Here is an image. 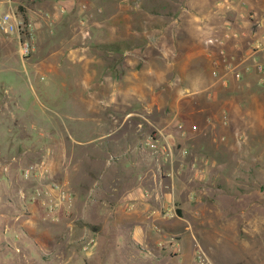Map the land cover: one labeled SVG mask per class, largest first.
Masks as SVG:
<instances>
[{
  "label": "rangeland",
  "instance_id": "374dc122",
  "mask_svg": "<svg viewBox=\"0 0 264 264\" xmlns=\"http://www.w3.org/2000/svg\"><path fill=\"white\" fill-rule=\"evenodd\" d=\"M17 1L14 12L29 25L24 17L26 2ZM94 1L95 6L88 5ZM78 5L80 12L74 9L73 14L72 9L66 18L54 19L47 27L44 22L40 25V41H46L48 47L59 52L50 57L39 56L59 63V67L63 65L57 70L63 72L67 63L80 68L76 64L82 63L90 76L99 73L104 78L120 79L124 84L116 88L120 90V111H124L132 93L141 97L149 93L144 84L148 80L142 74L136 85L121 80L128 72L149 67L158 74L174 75L177 66L172 67V63L178 61L183 68V88H190L184 94L191 92V84L207 79L209 69L211 78L220 83L217 89L221 100L214 105L215 109L223 100L234 99L235 110L230 116L223 113L206 118L207 127L200 132L195 128L189 135L182 123L176 124L180 135L188 137H177V148L182 147L183 141L191 147L181 153L191 160L193 193L185 208L175 206L165 214L179 220L175 229L181 232H167L165 242L160 239L148 247L121 240L120 235L128 232L122 229L98 231L95 217L84 227L85 223L66 205L70 199L54 206L59 188L55 195L48 181L51 176L44 167L46 147L50 144L46 133L34 135L40 148L27 163L20 161L27 156L22 154L21 143L8 142L6 138L0 143V264H180L177 256L186 249L192 253L193 264H264V52L253 51L255 41L264 33V0H79ZM28 27L34 42L35 32ZM215 39H223V43ZM77 47H85V52L77 54ZM196 50L208 55L202 52L193 55ZM18 57L21 60L29 55L23 57L18 53ZM225 62L232 63L230 70ZM194 65L201 66L202 77L198 78L199 71ZM221 65L229 73V80L220 71ZM238 71L240 76L236 77ZM10 76L18 79L22 94L27 93L19 78L22 75ZM147 84L162 96L163 100L158 102L170 109L180 86L166 89L159 78ZM47 88L57 95L54 106L62 109L64 92L53 81L51 86L45 81L35 85L39 107L48 104L42 93ZM87 88L92 94L100 93L101 89L109 94L115 89L111 85ZM9 105L0 103V116L11 111ZM130 108L141 112V116L147 111L139 104ZM41 109L45 115L52 113ZM44 117L42 122L46 124L50 120ZM146 129L141 137L143 147L149 133H157L162 141L157 128ZM35 164L42 165L43 174L25 177L24 169ZM38 190L47 193L37 196ZM33 206L46 211L44 219L56 223V230L42 217L32 214ZM68 222L76 226L69 229ZM39 233L42 236L38 237ZM181 236L189 237L192 245H177ZM91 239L93 242L88 244Z\"/></svg>",
  "mask_w": 264,
  "mask_h": 264
},
{
  "label": "crops",
  "instance_id": "0c3cea01",
  "mask_svg": "<svg viewBox=\"0 0 264 264\" xmlns=\"http://www.w3.org/2000/svg\"><path fill=\"white\" fill-rule=\"evenodd\" d=\"M18 2L0 0V11H14ZM25 2L24 17L28 19L29 26L35 32L34 50L31 55L20 60L16 36L0 31V103L4 102L6 106L10 104L11 107L10 113H3L4 116H0V119L2 118L0 143L7 140L16 144L21 143L22 154L27 156L20 161L27 163L28 160H33V156L40 148L39 144L36 145L38 139L36 140L34 135L46 133L47 143H50L46 147L44 165L51 176L48 181L68 192L70 200L66 205L75 217L85 223L84 227L86 222L95 217L98 221V231L103 228L128 231L120 235L121 240L145 247L157 244L160 239L165 242L167 232L174 234L181 232L175 229L179 220L167 218L164 214V211H170L175 206L185 208L193 193L191 186L193 177L189 176L191 160L181 153L182 150L185 152L191 147L183 141L182 147L177 148V137L180 139L188 137L180 135L176 124L182 123L188 135L195 128L200 132L207 127L204 123L206 118L219 117L223 113L232 115L235 100L225 99L223 104L215 109L214 105L220 99L217 89L220 83L211 78L209 69L207 79L195 85L191 84V92L184 94L183 91L190 88H183L185 86L182 64L179 65L178 61H175L172 67L174 64L177 66V73L175 70L174 75L158 74L152 68L145 67L143 71H130L121 79L127 80V83L130 80L129 85H136L142 74L152 83L159 78L161 86L165 88L180 86L176 89L177 92L175 91L170 109L158 102L163 100L162 96H158L155 87L145 81L149 93L144 94V97L132 93L127 110L120 111V90L119 87L116 88L124 84L120 79L104 78L99 73L94 77L90 76L87 68L82 67V63L76 64L80 65V68H73L72 64L67 63L61 72L57 69H62V64L59 67V63L49 62V59L39 56L44 54L50 57L59 52L56 48L48 47L46 41H40L41 22L47 27L52 20L71 15L72 9L73 14L80 12L79 0H25ZM96 4L94 1L88 5ZM74 9H77L76 12ZM84 49L85 47H77L76 53L82 54L85 52ZM201 52L203 53L202 50H196L193 55H200ZM203 54L208 55L206 52ZM194 66L197 71L201 69L199 65ZM242 67L245 69V66ZM116 69L117 67L113 70ZM220 71L229 80V73L222 65ZM10 74H15L16 77L22 75L19 78L23 80L27 93L22 94V90L17 86L18 79L14 80ZM200 77L201 71L198 72V78ZM44 81L48 86H51L53 81L62 88L64 92L62 109L54 106L57 95L49 88L42 90L48 104L39 107L40 100L35 85ZM104 85H111L115 89L109 94H104L103 89L100 93L92 94L87 88ZM210 88L212 89L205 94L204 91ZM189 102L190 107L187 106ZM138 104L147 110L146 113H142L143 116L141 112L129 109ZM41 108L52 113L45 115ZM43 115L50 120L46 124L42 122L46 119ZM195 123L198 126H195ZM147 126L159 130L165 148L158 161H155L150 151L141 145V137ZM13 135L19 138H13ZM9 136H12V139ZM43 172L38 173V176ZM53 191L57 195L58 191L56 189ZM43 212L46 211L40 206H33L32 214L46 221ZM46 222L56 230L58 226L56 223ZM66 225L69 229L76 226L70 222ZM40 236L41 233L38 234V237ZM55 236L56 233L49 241ZM177 240L180 247L189 246V243L192 245L189 237L181 236ZM177 262L193 264L190 250H183L180 256H177Z\"/></svg>",
  "mask_w": 264,
  "mask_h": 264
},
{
  "label": "built area",
  "instance_id": "2783aa9c",
  "mask_svg": "<svg viewBox=\"0 0 264 264\" xmlns=\"http://www.w3.org/2000/svg\"><path fill=\"white\" fill-rule=\"evenodd\" d=\"M27 26V27H26ZM29 25H25L23 23V21L21 20V18L12 10H7V11H0V31L8 33V34H14L16 36L17 39V51L18 53L23 56V57H27L28 55H30V53L32 52L33 48H34V44L32 41V36H31V32L29 31ZM237 33L234 32L233 36H235ZM225 36L228 37L229 36V32L225 33ZM216 42L218 43H223V39H215ZM256 43L253 45L254 49L253 51L257 50V51H263L264 52V33L261 35L260 39H258L257 41H255ZM232 65V63H226L225 62V66L227 68V70H230V66ZM258 68L261 69L262 65L259 63L258 64ZM233 70V69H232ZM236 77L240 76V72H235ZM144 145L148 148V150L150 151L153 159L155 161H158L160 158V155L164 154L165 152V148L162 145L159 136L157 135V133H149L147 134V136L144 139ZM41 166L42 165H36L35 167H30V168H25L23 171V175L25 177H29L30 175H35L37 173H41ZM52 184V188L53 189H58L59 188V192L57 195V202H54V206H58L59 202H61L62 200H69L70 196L68 194L67 191L60 189V187L54 183ZM42 193H47L45 191L42 190H38V192L36 193L37 196H39ZM164 214H169V210L164 211ZM93 242V240L91 239L89 243Z\"/></svg>",
  "mask_w": 264,
  "mask_h": 264
}]
</instances>
